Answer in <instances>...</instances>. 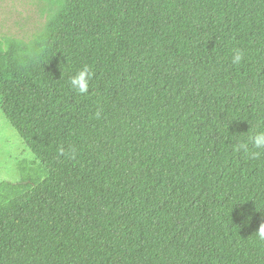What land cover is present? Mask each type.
<instances>
[{"label": "trees", "instance_id": "1", "mask_svg": "<svg viewBox=\"0 0 264 264\" xmlns=\"http://www.w3.org/2000/svg\"><path fill=\"white\" fill-rule=\"evenodd\" d=\"M44 1L41 33L0 37L36 157L0 183V264H264V155L239 148L264 131V0Z\"/></svg>", "mask_w": 264, "mask_h": 264}, {"label": "rangeland", "instance_id": "2", "mask_svg": "<svg viewBox=\"0 0 264 264\" xmlns=\"http://www.w3.org/2000/svg\"><path fill=\"white\" fill-rule=\"evenodd\" d=\"M51 6L44 0H0V37L30 41L48 23ZM36 157L6 119L0 105V183L21 179L19 163Z\"/></svg>", "mask_w": 264, "mask_h": 264}, {"label": "clouds", "instance_id": "3", "mask_svg": "<svg viewBox=\"0 0 264 264\" xmlns=\"http://www.w3.org/2000/svg\"><path fill=\"white\" fill-rule=\"evenodd\" d=\"M245 54L240 49H234L231 56V63L233 66H238L244 60ZM94 78V72L89 65H84L82 68L68 80V85L75 93L79 95H87L90 91L91 81ZM96 117L100 118L101 113L96 112ZM252 149L249 150L247 144H240L239 148L248 152L250 159H259L264 155V131L255 133L251 137ZM61 154H64L61 150ZM256 236L260 240H264V224L260 225L258 233Z\"/></svg>", "mask_w": 264, "mask_h": 264}]
</instances>
